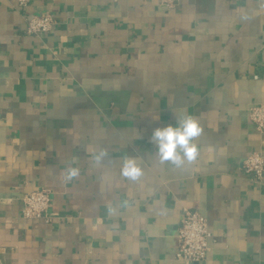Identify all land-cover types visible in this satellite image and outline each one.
Wrapping results in <instances>:
<instances>
[{
    "label": "crops",
    "instance_id": "crops-1",
    "mask_svg": "<svg viewBox=\"0 0 264 264\" xmlns=\"http://www.w3.org/2000/svg\"><path fill=\"white\" fill-rule=\"evenodd\" d=\"M261 102L264 0H0V264H264V181L240 168L264 154ZM185 115L198 156L161 163L152 133ZM40 187L49 221L21 213ZM183 208L206 218L202 262L174 256Z\"/></svg>",
    "mask_w": 264,
    "mask_h": 264
},
{
    "label": "built area",
    "instance_id": "built-area-1",
    "mask_svg": "<svg viewBox=\"0 0 264 264\" xmlns=\"http://www.w3.org/2000/svg\"><path fill=\"white\" fill-rule=\"evenodd\" d=\"M20 8L28 6L29 0H15ZM165 8L174 7L178 0H157ZM55 20L49 12L31 14L26 18L25 33L32 36L51 32ZM256 78L257 75H254ZM248 118L257 131L264 134V102L248 106ZM240 168L261 183L264 181V154L261 150H253L242 160ZM22 216L49 221L48 210L51 205L49 190L44 187L34 189L22 197ZM211 233L206 218L198 211L183 208L180 226L177 230V249L175 258L184 262H202L206 258L208 239Z\"/></svg>",
    "mask_w": 264,
    "mask_h": 264
},
{
    "label": "clouds",
    "instance_id": "clouds-1",
    "mask_svg": "<svg viewBox=\"0 0 264 264\" xmlns=\"http://www.w3.org/2000/svg\"><path fill=\"white\" fill-rule=\"evenodd\" d=\"M203 133L200 122L191 115L178 117L175 125L156 128L151 136L152 142L157 147V154L161 163L171 162L177 166L185 161L192 162L198 156V145L195 140ZM122 174L132 180H137L142 175V169L134 157L123 161ZM79 170L70 168L66 179L77 177Z\"/></svg>",
    "mask_w": 264,
    "mask_h": 264
}]
</instances>
